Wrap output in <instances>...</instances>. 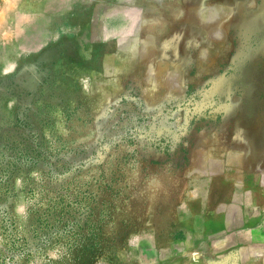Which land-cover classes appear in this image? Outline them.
<instances>
[{"label":"rangeland","instance_id":"374dc122","mask_svg":"<svg viewBox=\"0 0 264 264\" xmlns=\"http://www.w3.org/2000/svg\"><path fill=\"white\" fill-rule=\"evenodd\" d=\"M259 2L220 67L149 86L134 0H0V264L152 263L202 143L264 125Z\"/></svg>","mask_w":264,"mask_h":264},{"label":"crops","instance_id":"0c3cea01","mask_svg":"<svg viewBox=\"0 0 264 264\" xmlns=\"http://www.w3.org/2000/svg\"><path fill=\"white\" fill-rule=\"evenodd\" d=\"M121 10L136 15L135 53L152 86L220 67L260 2L134 0ZM198 153L157 229L151 264H264V125L217 135Z\"/></svg>","mask_w":264,"mask_h":264}]
</instances>
